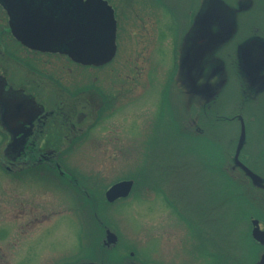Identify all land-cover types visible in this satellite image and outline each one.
I'll list each match as a JSON object with an SVG mask.
<instances>
[{
    "label": "rangeland",
    "instance_id": "rangeland-1",
    "mask_svg": "<svg viewBox=\"0 0 264 264\" xmlns=\"http://www.w3.org/2000/svg\"><path fill=\"white\" fill-rule=\"evenodd\" d=\"M130 1L123 0L125 4ZM167 2H177L181 17L174 57L162 62L159 55L157 64L155 54L148 76L158 77L162 65L165 72L172 73L168 96L174 115L187 121L193 120L195 105L216 106L221 99L226 105L220 112L222 116L209 121L211 128L218 126L217 129L208 131V137L192 140H161L163 133L167 135L158 112V122L141 129L142 139L126 140V152L117 160H87L88 154L103 150L81 145L80 141L79 170L87 169L85 174L90 171L89 175L96 172L100 180L96 183L98 191L90 187V193L96 191L98 196L115 181L135 179L131 194L123 202L94 209L101 214L105 211L104 221L119 236L105 262L116 264L119 257L126 255L138 264H255L259 249L252 242L250 218L264 213V82L252 86L250 80L240 76L243 65L235 47L240 46L244 62L264 61V24L258 27L262 33L245 24L236 25L237 12L222 0H201L200 4L196 0ZM256 3L252 12L264 20V0ZM241 4L249 6L251 2L242 0ZM238 27L240 34L229 39ZM164 112L166 120L170 114ZM240 113L245 118L243 145L247 147L242 154L238 153L242 126L233 119ZM215 136L219 140L209 138ZM240 155L249 160L256 174L251 183L250 176L238 170L236 158ZM74 198V214H69L72 212L66 205L57 208L62 210V216L44 237L41 264L101 257L96 248L101 229L93 224L92 208L82 205L77 194ZM88 223L94 228L87 233ZM91 245L93 253H89ZM29 262L38 264V257L31 256Z\"/></svg>",
    "mask_w": 264,
    "mask_h": 264
},
{
    "label": "flooded vegetation",
    "instance_id": "flooded-vegetation-1",
    "mask_svg": "<svg viewBox=\"0 0 264 264\" xmlns=\"http://www.w3.org/2000/svg\"><path fill=\"white\" fill-rule=\"evenodd\" d=\"M98 1L113 11L115 51L105 63L84 64L62 50L29 47L15 37L11 26L15 17L43 8L47 2L0 0V264H30L31 256L38 257L41 264L44 237L62 216V210L57 208L66 205L71 209L69 214H74L75 194L82 201L84 195L90 199L83 202L92 208L93 224L101 229L100 240L96 242L101 257L91 260L107 264L105 259L114 250L106 242L110 227L103 219L105 211L101 214L94 209L123 202L127 197L109 201L107 191L114 184L132 178L115 181L105 190L101 189L98 196L96 191L90 193L91 188L97 190L96 183L100 180L96 172L89 175L90 171L85 174L87 169L79 170L80 141L81 145L103 150L88 154L87 160L109 161L124 156L126 140L142 139L141 129L148 123V127L154 126L158 112L162 114L161 128L166 129L167 135L163 133L161 140L208 137L207 132L218 127L211 128L209 121L222 116L220 112L226 105L222 99L216 106L195 105L196 114L193 120L187 121L183 116L174 115L168 96L172 73L165 72L162 65L158 77L148 76L155 54L157 64L159 55L162 62L174 57L176 30L181 21L177 2L170 5L167 0H131L129 4L123 0ZM225 1L239 16L236 25L245 24L262 33L258 27L263 26L264 20L252 12L256 0L246 9L242 0ZM239 34L238 27L229 34V39H236ZM235 49L243 65L240 76L244 77L242 51L240 46ZM258 63L250 61L249 67H260L264 72V63ZM164 110L170 114L166 120ZM238 115L233 119L239 120ZM209 138L219 140L217 136ZM147 140L151 137L147 136ZM240 158L254 171L249 160L242 155ZM241 181L245 183L244 178ZM155 195L159 196L157 192ZM251 216L255 217L250 221L257 219L264 231V213L262 217L261 213ZM88 225L87 232L94 228ZM253 229L254 226L252 242L259 249L255 264H259L264 243L253 237ZM89 253H93L92 245ZM127 258L122 255L116 264H138ZM86 259L89 258L65 264Z\"/></svg>",
    "mask_w": 264,
    "mask_h": 264
},
{
    "label": "water",
    "instance_id": "water-1",
    "mask_svg": "<svg viewBox=\"0 0 264 264\" xmlns=\"http://www.w3.org/2000/svg\"><path fill=\"white\" fill-rule=\"evenodd\" d=\"M43 1L47 2L45 7L28 10L27 15L17 16L14 23H11L12 31L20 41L33 48L52 51L62 50L84 64H101L112 57L115 51L116 22L110 6H105L104 3L98 0ZM249 1L253 3V0ZM246 8L247 6L245 5L243 9ZM239 10L241 11L240 8ZM248 60L244 62L245 69L242 72L244 78L250 80L252 86L263 84L264 79L261 80L260 78L264 74H261L263 71L260 70V67H249L250 61L257 65L259 64L258 61ZM262 62L264 63V61ZM255 76H257L256 79ZM239 117L242 119V116ZM240 140L238 153L246 141L244 119H242ZM236 160L237 164L250 177L256 178V174L243 164L239 158H236ZM133 186V180L120 181L107 191V199L115 201L119 197H127L131 193ZM253 225V237L264 243V231L260 228L259 221L255 219ZM106 242L113 245V247L117 245L118 236L111 229L107 231ZM72 264L104 263L86 260ZM259 264H264V255Z\"/></svg>",
    "mask_w": 264,
    "mask_h": 264
}]
</instances>
